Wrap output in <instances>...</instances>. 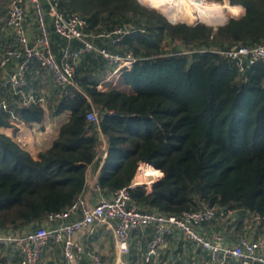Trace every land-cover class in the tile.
Instances as JSON below:
<instances>
[{
  "label": "trees",
  "instance_id": "16d2710c",
  "mask_svg": "<svg viewBox=\"0 0 264 264\" xmlns=\"http://www.w3.org/2000/svg\"><path fill=\"white\" fill-rule=\"evenodd\" d=\"M228 1L244 13L229 8L234 17L213 26L170 22L176 20L138 0H59L63 11L86 20L97 48L130 54L133 63L104 90L84 66L77 67V85H51L50 113L69 116L36 155L0 132L1 232L34 229L69 206L86 187L89 165L99 160L101 135L108 144L98 178L104 192L128 186L141 163L158 176L150 190L145 184L129 189L130 205L180 215L206 203L217 214L241 209L264 216V60L239 72L233 60L211 51L264 45V0ZM49 31L60 59L55 43L68 41ZM80 44L69 41L71 47ZM93 52L91 64L107 63ZM6 99L16 118L27 124L43 120L41 105L18 106L10 91ZM93 108L98 123L87 119ZM9 123L10 115L2 112L0 127Z\"/></svg>",
  "mask_w": 264,
  "mask_h": 264
},
{
  "label": "built area",
  "instance_id": "2783aa9c",
  "mask_svg": "<svg viewBox=\"0 0 264 264\" xmlns=\"http://www.w3.org/2000/svg\"><path fill=\"white\" fill-rule=\"evenodd\" d=\"M28 9L32 10L36 26L33 38L29 36L26 22ZM86 26V20L79 13L63 11L59 0H9L6 14L0 18V30L10 34V41H5L0 47V114L6 112L10 115V121L18 119L15 107L8 106L6 93L9 91L18 96V106L34 103L44 107V87L37 88L36 91L25 89L28 74L34 64L39 67L40 79L46 81L50 78V83L55 86L74 82L79 61L88 52H100L107 63L115 65L117 69L132 65L130 54H114L97 48L88 39ZM50 28L68 41L61 48L60 59H57L52 48ZM115 33L120 36L123 30L118 28ZM98 36L108 37L110 34L99 33ZM74 39L81 42L80 46L69 45V41ZM211 51L233 60L239 72H244L245 68L258 60H264V45H235L229 49ZM87 119L98 123V111L91 109L87 113ZM107 145L106 139L101 135L96 157L102 166ZM99 175H91L87 170L84 191L63 210L48 214L34 229L0 231V256L3 248L14 245L21 257L20 264H36L49 242L53 241L61 246L66 264H78L85 258L91 264H102L101 255L95 249L86 247L83 236L93 235L98 227L104 225L112 232L117 262L120 264H126L122 256L129 252L131 233L148 227L152 229V236L145 245L144 264H157L160 249L166 244L167 237L176 234L199 245L216 264H225L229 259L236 264H264V244L260 241L241 237L235 243H230L218 231L205 235L201 226L214 221L224 211L217 214V210L206 203L180 215L142 210L129 204V189L138 184H145L147 187L148 182L135 180L126 187L106 193L99 186Z\"/></svg>",
  "mask_w": 264,
  "mask_h": 264
},
{
  "label": "crops",
  "instance_id": "0c3cea01",
  "mask_svg": "<svg viewBox=\"0 0 264 264\" xmlns=\"http://www.w3.org/2000/svg\"><path fill=\"white\" fill-rule=\"evenodd\" d=\"M239 5V4H237ZM242 6V5H240ZM243 7V6H242ZM244 11V7H243ZM242 11V12H243ZM233 17V16H232ZM28 24V33L31 38L36 35V26ZM35 25V23H34ZM95 37H93L94 39ZM62 43V41H61ZM57 55L61 54L60 48L64 44L55 43ZM60 45L62 47H60ZM94 54V52H88L83 55L79 61V66L86 67V75L88 77H93L97 80L98 89H106L110 84H115L119 76V70L115 65H110L105 63L104 65L91 64L88 60L89 56ZM39 67L34 64V67L28 74V91H36L37 88H45V104H44V118L41 122H33L31 124L25 123L23 120H11L8 126H1L0 132L9 136L15 142H17L23 149L29 152L32 156L36 155L39 151L46 149L50 146L52 140L56 137L60 125L68 119L69 111H64L58 115H53L50 113V108L48 104L52 100L51 95V84L50 78L44 81L40 79V73H38ZM75 84L77 85V68L75 72ZM8 99L12 98L9 95ZM102 165L99 160L93 161L89 165V172L91 175L96 173H101ZM139 170V168H138ZM138 170L136 173H138ZM162 175V173H161ZM160 175V176H161ZM137 175H135L136 178ZM159 176V177H160ZM158 179V176H157ZM155 181V180H154ZM144 182V181H143ZM146 183V182H145ZM151 183L147 185V188L151 189ZM202 227V231L206 236H209L211 231H219L225 236V240L230 243H235L239 238L245 237L251 240L260 241L264 244V216L256 215L247 210L241 209H225L224 212L218 215L217 219L212 222L205 223ZM141 229L138 232H132L130 236L129 252L122 256L124 261L132 262L134 264L144 263V253L145 245L147 240L152 236V231L150 229ZM104 233H109L111 235V241L114 246L112 232L106 228V226L98 227L97 231L91 236H97ZM88 238V237H87ZM131 240L139 241V247H134L136 243H131ZM58 245V244H57ZM51 247L44 249L42 264L46 263L45 260H51L55 263V255L51 252ZM131 247L135 249L132 250ZM58 252L62 259V249L61 246H57ZM115 249V248H114ZM53 250V249H52ZM52 254V255H51ZM86 259V258H85ZM83 259V260H85ZM20 254L18 249L14 245H8L3 248L2 254L0 256L1 264H20ZM83 260L81 262H83ZM64 261V260H63ZM48 262V261H47ZM157 264H216L208 256L207 253L197 244L182 239L179 235H173L167 237L166 244L160 249V256L158 258ZM225 264H236L232 259L226 260Z\"/></svg>",
  "mask_w": 264,
  "mask_h": 264
},
{
  "label": "rangeland",
  "instance_id": "374dc122",
  "mask_svg": "<svg viewBox=\"0 0 264 264\" xmlns=\"http://www.w3.org/2000/svg\"><path fill=\"white\" fill-rule=\"evenodd\" d=\"M138 1H139V3H141L142 5H144L146 7L151 8V9H154V10L162 13L168 19L167 14H166V12L164 11L163 8L156 7V6H151L146 1H143V0H138ZM199 1H204L209 6H212L213 3H215V2H217L219 5H225L224 6V14L225 15H224V18L221 20L223 22L226 21V20H228L232 16L234 17V15H230L233 11L234 12H237V13H241L242 12V10H240V9L234 7V5L230 4L228 0H199ZM8 2H9V0H0V18H2V17L5 16L6 10H7V7H8ZM174 4H175V2H174ZM174 6L175 7H179L180 5H174ZM229 8H233L232 9L233 11H230ZM243 13H244V11L240 15H242ZM240 15H238V17ZM168 20L170 22H184V23H187L188 25H193V24H196V23L209 22V21L204 20V19H195L194 21H191V20L182 19V18H179V17H177V19H174L176 21H171L170 19H168ZM26 22L27 23H30L29 25L35 26L34 25V20H33V14L31 12V10H29V9L27 10V21ZM209 23H211V22H209ZM217 23H215V24H217ZM211 24H213V23H211ZM215 24H213V26H215ZM1 26H3V24H1ZM9 36H10V34L8 33V31L6 33L5 31L0 30V47H1L2 44L5 43V41L8 40L7 37H9ZM148 168H149V166H148ZM156 179L157 178L155 176L154 179H153V181H148L147 179H144L143 176H140V180L139 181H144V182L151 183V182H154V180H156ZM221 235L225 239V236L223 234H221ZM91 236L92 235H89L88 238H87V236H83V238H84L83 239V242L86 243V247H90L92 249H95L101 255V257H102V264H120V263L117 262L118 256H117L116 251L114 249L113 243L111 241V235L109 233H104V234L102 233L101 235H98L99 237H97V236L96 237L95 236L91 237ZM131 243H132V246H133V244L136 243V240H133V242L131 240ZM139 243H141V242L139 241ZM139 243L137 242L134 247L138 248L139 247V245H138ZM129 244H130V240H129ZM52 246H54V245H52ZM134 247H131L132 250L135 249ZM50 253H52L53 255H55V263L54 264H66L63 261L61 255L59 254L58 249H57L56 246L51 247V252ZM45 261H46V263H47V261L49 263L51 260L48 259V260H45ZM125 263L126 264H130L127 261H125ZM78 264H91V262H90V260L88 258H86L85 260H83V262H79ZM141 264H144V263L142 262Z\"/></svg>",
  "mask_w": 264,
  "mask_h": 264
},
{
  "label": "bare ground",
  "instance_id": "6f19581e",
  "mask_svg": "<svg viewBox=\"0 0 264 264\" xmlns=\"http://www.w3.org/2000/svg\"><path fill=\"white\" fill-rule=\"evenodd\" d=\"M143 1H146L151 6L163 8L166 14L173 20L177 19V17L182 19H188L191 21H194L195 19H204L215 24L221 21L225 15L224 14L225 5H219L217 2L213 3L212 6H209L204 1H199V0H143ZM174 5H180V6L175 7ZM140 165L141 166L138 170L135 180L139 181L140 176H143L144 179H147L148 181H153L155 175L152 174L151 170L149 169L150 167L148 168V166L144 163H141Z\"/></svg>",
  "mask_w": 264,
  "mask_h": 264
},
{
  "label": "water",
  "instance_id": "95a60500",
  "mask_svg": "<svg viewBox=\"0 0 264 264\" xmlns=\"http://www.w3.org/2000/svg\"><path fill=\"white\" fill-rule=\"evenodd\" d=\"M226 21H227V20H226ZM226 21H224V22H226ZM224 22H223V23H224ZM220 24H222V23H220ZM125 27H126L127 30H129L130 27H131V25H130V24H127ZM131 182H135V178H133V179L131 180ZM0 264H1V263H0Z\"/></svg>",
  "mask_w": 264,
  "mask_h": 264
}]
</instances>
